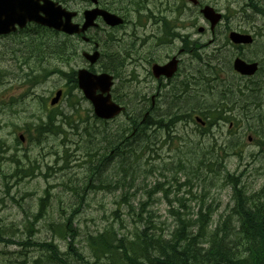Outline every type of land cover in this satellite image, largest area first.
Segmentation results:
<instances>
[{"label":"rangeland","instance_id":"obj_1","mask_svg":"<svg viewBox=\"0 0 264 264\" xmlns=\"http://www.w3.org/2000/svg\"><path fill=\"white\" fill-rule=\"evenodd\" d=\"M60 1L81 13L90 5L86 0ZM115 1L100 4L114 9ZM200 2L224 16L215 34L199 7L188 0H123L125 12L114 11L126 14V26L114 30V36L103 23L101 30L92 32L102 53L92 70L119 71L115 95L127 109L107 122L95 116L92 103L73 77L49 75L50 66L70 74L89 67L81 57L82 50L89 48L80 38L73 39L68 62H63L57 52L64 48L59 46L71 42L63 35L26 30L0 37V232L5 234L0 241V264H33L45 257L42 248L24 241L52 240L61 252L69 253L72 237L65 234V223L76 229L74 244L90 262L96 261L90 237L106 229L132 240L138 230L150 227L149 234L169 238L178 226L176 212L193 223L202 205L203 211L212 207L214 228L234 204L235 183L229 176L238 178L249 192L264 187V12L254 10L264 0ZM230 30L254 34L256 41L238 48L228 38ZM113 37L126 39L115 43ZM34 38L60 42L49 50L58 61L46 67V77L34 78L40 72V57H46L33 47ZM183 48L187 52L181 56L180 76L171 85H160L150 73L148 60L151 65L163 63ZM125 52L132 57L123 59L120 67L117 53L123 57ZM237 56L259 61V74L241 77L232 68ZM182 80L190 91L176 97L174 110L173 99L165 102L164 95H174ZM254 80L263 83L255 92L260 108L251 114L249 92L248 97L240 96L238 89L253 85ZM229 87L227 106L236 109L224 114L226 121H215L210 107ZM60 88L66 95L51 107L50 99ZM242 104L248 106L245 118L238 111ZM197 114L207 120L206 127L195 122ZM145 115L155 122L145 128L148 135L141 136L132 117L140 116L141 122ZM49 117L62 132L51 128L38 133L37 126ZM130 132L137 141L141 139L134 147L128 142ZM118 143L122 150L114 151ZM104 157L109 158L108 165L97 168ZM101 183L104 186L99 189ZM46 195L43 214L36 219ZM71 259L85 264L74 256Z\"/></svg>","mask_w":264,"mask_h":264},{"label":"trees","instance_id":"obj_2","mask_svg":"<svg viewBox=\"0 0 264 264\" xmlns=\"http://www.w3.org/2000/svg\"><path fill=\"white\" fill-rule=\"evenodd\" d=\"M258 10L264 12L262 8ZM134 118L135 123L139 125L136 129L141 136L145 134L146 125L150 127L155 122L146 119L142 123L138 122L140 116ZM51 128L56 132H62L60 127L54 126L52 117H49L47 122L40 123L37 131L43 134ZM135 135L132 132L129 134L130 147L141 142V139L139 141L135 139ZM121 147L122 144L118 143L113 149L122 150ZM108 163L109 158L104 157L96 167ZM22 173L27 175L25 171ZM229 178L235 183L232 187L234 204L231 211L223 214L214 228H211L214 214L212 207L208 205L206 211H203L202 205L193 223L181 218L180 212L177 211L178 226L169 238L149 234L150 227H145L143 231L138 230L132 240L118 238L114 229H106L103 233L90 237L89 246L94 250L95 262L86 260L77 250L74 244L76 229L71 223L69 225L63 223L65 234L72 237L69 242V253L61 252L52 240L24 243L37 245L46 253L44 258L35 260L33 264H75L72 256L75 257V261L85 264H264V187L260 191L249 192L238 178L233 176ZM100 185L99 189H102L104 184ZM46 196L40 200L36 219L43 214L48 200V195ZM3 236L5 234L0 232V241H3ZM103 259L106 261L103 262Z\"/></svg>","mask_w":264,"mask_h":264},{"label":"water","instance_id":"obj_3","mask_svg":"<svg viewBox=\"0 0 264 264\" xmlns=\"http://www.w3.org/2000/svg\"><path fill=\"white\" fill-rule=\"evenodd\" d=\"M93 1L98 2V0ZM192 1L197 3V0ZM202 12L212 22L213 26L221 19V14L217 13L211 6L204 7ZM75 15V12L68 11L52 0H0V34L15 30L16 25L23 27L28 21H35L70 34L81 33L94 26L98 16H102L110 26L122 22L114 13L94 8L85 11V22L81 27L79 24L73 23L72 19ZM230 37L235 43H251L253 41L252 36L237 32H231ZM85 55L92 63L96 62L99 57L98 52L93 55L85 53ZM178 62V58L174 57L164 65L155 64L153 66L155 75L165 74L167 77H171L177 71ZM234 68L244 75H253L258 70V63L247 62L238 57L234 61ZM78 77L80 87L84 90L86 96L93 101L98 116L111 118L121 112L122 108L112 102L111 95L109 93L106 96L104 95V93L109 92L112 85L110 75H94L87 70H80ZM97 89L101 90L100 94H96ZM61 94V91L57 93V96L52 100V104L59 100Z\"/></svg>","mask_w":264,"mask_h":264},{"label":"flooded vegetation","instance_id":"obj_4","mask_svg":"<svg viewBox=\"0 0 264 264\" xmlns=\"http://www.w3.org/2000/svg\"><path fill=\"white\" fill-rule=\"evenodd\" d=\"M162 38V37H161ZM160 38V39H161ZM195 47H197L196 46V44H195ZM126 56L128 57V58H125V59H131V55H129L128 53L126 54ZM174 56V55H173ZM173 56H171V57H169V58H167V60L165 61V62H167L168 60H170V58H172ZM124 59V60H125ZM124 60H122L121 61V64H120V67H122L124 64H125V62H124ZM146 61H147V59H146ZM165 62H163V63H165ZM181 62V61H180ZM150 66H151V68H152V65L154 64V63H157V62H154L152 65H151V63H152V60H148V62H147ZM261 68V67H260ZM114 71H116L115 69H114ZM115 74H114V79H116L117 77H118V73H116V72H114ZM150 73H151V75H152V70H150ZM180 73L181 72H177L176 74H174V76L173 77H171V78H165V77H160V78H158L157 80L159 81V84L160 85H162V83H168V85L170 84H172L173 83V80H175V79H177L179 76H180ZM115 75L117 76V77H115ZM262 84V83H261ZM260 84V85H261ZM176 89H175V92H174V95L171 93V92H166L165 93V95H164V99H165V102L167 101V98H170V99H173V102H174V104H175V106H174V110H175V107H177L178 106V99L176 98V97H178V95H179V93H177V86L175 87ZM115 91H116V88H114V96H115ZM224 94H226V97H227V100H229V98H228V95H229V93L228 92H225L224 91ZM117 96H115V98H116ZM222 98H224V96L222 97ZM242 110H243V107H242V109H240L239 108V113L241 114L242 113ZM178 111V110H177ZM177 111H176V113H177Z\"/></svg>","mask_w":264,"mask_h":264},{"label":"bare ground","instance_id":"obj_5","mask_svg":"<svg viewBox=\"0 0 264 264\" xmlns=\"http://www.w3.org/2000/svg\"><path fill=\"white\" fill-rule=\"evenodd\" d=\"M253 116H254V115H253ZM258 117H259V116H258ZM144 126H145V125H144ZM147 127H148V126L146 125V128H147ZM146 131H147V130L145 129V132H146ZM145 135H148V134H147V133H145V134H144V136H145ZM125 165H126V164H125Z\"/></svg>","mask_w":264,"mask_h":264}]
</instances>
